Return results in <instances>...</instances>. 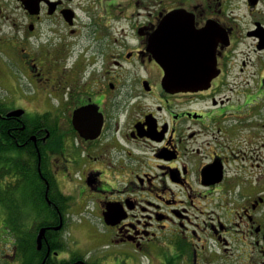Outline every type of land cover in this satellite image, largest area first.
<instances>
[{"label": "flooded vegetation", "instance_id": "af4514ba", "mask_svg": "<svg viewBox=\"0 0 264 264\" xmlns=\"http://www.w3.org/2000/svg\"><path fill=\"white\" fill-rule=\"evenodd\" d=\"M0 93V264H264V0H0Z\"/></svg>", "mask_w": 264, "mask_h": 264}, {"label": "water", "instance_id": "95a60500", "mask_svg": "<svg viewBox=\"0 0 264 264\" xmlns=\"http://www.w3.org/2000/svg\"><path fill=\"white\" fill-rule=\"evenodd\" d=\"M159 63L164 67L165 74L162 77V84L164 87L178 90V89H196L199 87H202L206 81H208V78L203 77H197V76H189V74L186 72L187 70L180 65H175L170 62V66H168V63L166 61L159 60ZM20 112L18 110L11 111L7 114V116L10 115H19Z\"/></svg>", "mask_w": 264, "mask_h": 264}, {"label": "rangeland", "instance_id": "374dc122", "mask_svg": "<svg viewBox=\"0 0 264 264\" xmlns=\"http://www.w3.org/2000/svg\"><path fill=\"white\" fill-rule=\"evenodd\" d=\"M1 94V93H0ZM88 227H91V229H93L95 232L98 233L99 231V226L97 223H87ZM93 239H95V243H93ZM99 242V236H95L94 238L92 237V239H88V238H81L80 244H82L81 246L84 249V252L88 255V256H92L93 257L97 254L102 252L101 250V246H100V242ZM98 243V244H96ZM142 261L145 262L146 258L142 257Z\"/></svg>", "mask_w": 264, "mask_h": 264}]
</instances>
